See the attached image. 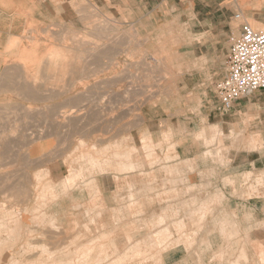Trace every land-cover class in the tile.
Here are the masks:
<instances>
[{
    "label": "rangeland",
    "instance_id": "rangeland-1",
    "mask_svg": "<svg viewBox=\"0 0 264 264\" xmlns=\"http://www.w3.org/2000/svg\"><path fill=\"white\" fill-rule=\"evenodd\" d=\"M193 1L202 12L199 21L195 18L200 33L178 34L177 11L162 21L144 17L135 24L92 9L82 33L34 24L5 50V68L16 63L20 78L35 77L36 89L69 93L79 87L84 98L78 105L77 95L79 114L60 116L64 123H52L55 130L46 128L50 121L41 114L31 121L20 112L19 136L49 141H18L15 176L10 157L2 159L0 264H264V170L243 174V198H253L258 208L243 211L241 226L226 215L225 195L218 189L220 170H235L231 156L258 148L259 135L249 136L244 120L229 125L225 136L211 118L206 138L196 134L200 141H187L194 159L172 165L177 142L160 118L161 109L156 111L181 89L179 113L186 121L199 114L201 95L206 114L214 109V84L226 70L238 24L264 29L245 14L261 3ZM235 13L242 20H232ZM183 39L195 47L189 53L195 60L183 59L178 49ZM148 106L160 116L157 127L167 128L156 136L143 125L141 108ZM76 116L82 131L74 127ZM102 123L110 127L92 129ZM160 169L176 171L177 182L158 178ZM127 172L130 178H122ZM97 174L109 175L114 209L100 200ZM223 184L235 183L226 179Z\"/></svg>",
    "mask_w": 264,
    "mask_h": 264
},
{
    "label": "crops",
    "instance_id": "crops-1",
    "mask_svg": "<svg viewBox=\"0 0 264 264\" xmlns=\"http://www.w3.org/2000/svg\"><path fill=\"white\" fill-rule=\"evenodd\" d=\"M258 1L261 3L260 7L245 10V14L255 23L264 25V0ZM170 3L178 4L173 6L170 5ZM191 3L193 5H191ZM92 9H94V11L99 10L109 13L110 16L118 20H121L122 16L131 18L135 24H140V19L144 17L154 18L155 21H157V19L162 21L163 17L168 16V12L177 11L179 12V19L175 26L178 30V34L180 33L181 35L185 32L188 35L200 33V30H195V18L198 20L202 12L196 10L193 0H0V166L4 157H10L8 162L11 165L12 176H15L16 174L14 173L17 171L18 141H49L47 140L48 138L38 140L31 137H20L18 133V125L20 122L22 123L19 116L20 112L25 118L31 121L39 118L38 115L44 112L41 114V118L45 121L49 109L52 113H55L58 112V110L55 109H59V107L60 109L62 106L66 107V109L68 108L66 103L68 98L72 95V92L71 94H66L64 93L65 89H60L61 92H59V90L53 92V89L41 91L34 88L35 86L30 84L29 80L28 83L25 82L27 80L24 79V75L20 80L17 69L18 65L16 63L11 61V63L7 64L9 67L5 68L6 64L4 63V57H6L7 54L5 50L23 30H28L29 26L34 24H41L44 26L57 25L62 31L72 28L76 33H82L87 29V23L93 18ZM201 18H203V16ZM233 18L234 16H232L231 19L233 20ZM239 25L240 24L237 26L238 29ZM181 42V47L178 49L181 51L182 55H186L183 59L186 58L187 62H189L190 59L195 60L194 54H192V57L189 56L191 49L194 53L195 47H190L188 42L185 43L184 39ZM184 46H186V48ZM10 56L13 57V52H10ZM11 59L13 60V58ZM27 77L30 78V76ZM20 81L26 84H20ZM68 81H70V79ZM110 81H114V78ZM67 86L69 87V85ZM192 90H195V88ZM52 93L55 94V96L57 95V97L53 98ZM74 94L78 95V105L83 104L84 95L81 88L77 87L74 90ZM184 97L185 91L181 89L176 95L166 98L167 100L157 105L156 111L161 109V117L156 116V114L152 115L153 109L150 106L141 108L144 115L143 125L152 135L156 136L159 132L167 129L166 127L163 129L157 127L159 125L156 121H159L160 118L166 120L170 125L172 141L177 142V158L171 161L172 165L194 159L195 154L191 153L192 147L189 149L187 141H200L196 139V134H201L202 137L206 138V120L210 122L211 118L214 119L212 125L222 130L225 136L227 132L230 131L228 130L229 125L236 124L239 126L244 120L247 121L246 129L248 135L251 137L252 135H259V141L262 143L261 145L258 144V148L240 149L235 152L229 161L234 162L236 169L229 171L223 169L220 170L218 175L220 179L218 186L219 193L224 194L226 199L222 202L223 210L227 216H234L237 224L241 226L243 225L244 218L243 211L245 209L251 210L258 208L257 206H253V203L256 202L253 198L244 200L242 181L245 172H254L258 169L264 170V92L257 90L251 96L235 101L232 107L226 111L219 109L217 101L214 98V109H210L211 111H208L207 114L206 96L203 97V95H201L199 114H195L187 121L185 120V114L179 113ZM35 100H37V103ZM46 110L48 112H46ZM95 111L96 109L90 110V112ZM76 114L79 113L77 112ZM77 117L78 116H76L74 120V127L82 131L84 127L81 121L79 123ZM48 124L49 123L46 122V128L55 130L52 125L49 124V126H47ZM102 124L96 128L92 127V129L103 131L105 128L110 127L109 125L105 127L104 123ZM113 126L111 125V128L114 131ZM76 132L79 133L78 130H76ZM96 134L98 135V133ZM98 139L99 138H91L92 141H98ZM185 147L187 148L186 150H184ZM173 162H175V164H173ZM51 171L52 175H54L53 173L55 170L52 169ZM154 172H157V170ZM156 175L158 178L166 179V181L170 182H177L179 178L176 171H172L171 174H168L166 170L164 171L163 169H160ZM188 175L189 174L185 175V177ZM95 176L97 189L101 195L100 200L104 202L106 209H114L115 207L111 202L112 199H110L114 196V191L110 189V181H106L109 175L97 174ZM121 177L124 179L130 178V172L123 173ZM226 179H230V181L235 184L232 186L224 185L223 181ZM163 182L165 181L160 182V184ZM213 190L215 189L212 188V190H209L210 195L215 193ZM233 192H236L235 196H233ZM162 208L164 209L166 207H160V209ZM250 215L253 217L252 214Z\"/></svg>",
    "mask_w": 264,
    "mask_h": 264
},
{
    "label": "built area",
    "instance_id": "built-area-1",
    "mask_svg": "<svg viewBox=\"0 0 264 264\" xmlns=\"http://www.w3.org/2000/svg\"><path fill=\"white\" fill-rule=\"evenodd\" d=\"M234 18L242 20L243 17L236 13ZM239 24L225 58L226 70L214 84V96L223 111L257 90L264 92V29L246 21Z\"/></svg>",
    "mask_w": 264,
    "mask_h": 264
},
{
    "label": "bare ground",
    "instance_id": "bare-ground-1",
    "mask_svg": "<svg viewBox=\"0 0 264 264\" xmlns=\"http://www.w3.org/2000/svg\"><path fill=\"white\" fill-rule=\"evenodd\" d=\"M241 1H244V0H241ZM245 2V1H244ZM247 2H249L250 3V1L248 0ZM256 2V1H255ZM235 4V3H234ZM240 4H241V2H240ZM243 4V3H242ZM242 13V12H241ZM263 27H264V25H263ZM37 45V44H36ZM36 45H32L34 48L35 47H38V46H36ZM31 46V47H32ZM28 47V46H27ZM77 47V46H76ZM26 48V46L24 47V49ZM30 48V47H29ZM28 48V49H29ZM92 48V47H91ZM96 50V49H95ZM97 52V51H96ZM104 55V54H103ZM105 55H106V52H105ZM75 69V68H74ZM19 75V74H18ZM22 75V74H21ZM21 78H22V76H21ZM21 78H20V80H21ZM27 76H24V79L25 80H27V81H25V80H23V81H25V82H29L30 84L32 83V85H34V82H35V77L34 76H30V78H28ZM29 80V81H28ZM24 82V83H25ZM23 86V85H22ZM35 88V87H34ZM44 89V88H43ZM63 89V88H62ZM74 90L75 89H72L69 93L71 94V92H72V95L68 98V100H67V103H66V105L68 106V110H66V107H64V106H62L61 107V109H60V107H59V105H58V107H59V109H55V110H58V112H55V113H52L51 111H50V109L47 111L46 110V112H48L47 113V115L48 116H46V118H45V120L46 119H48L49 121H50V125L52 124V123H56V124H58V125H61V124H63L64 123V121H63V119H60V116H62L63 118H66V117H71L73 114H76L77 113V111H79V109H78V107H75V105L76 104H74V102L76 101V98H77V95H75L74 94ZM44 91V90H43ZM62 91H64V90H62ZM53 92H55V90L53 91ZM59 92H61L60 90H59ZM39 93V92H38ZM64 93H66V94H69V93H67L66 92V90L64 91ZM63 93V94H64ZM51 94V93H50ZM35 95V94H34ZM52 95H53V98H55V97H57V95L55 96V94H53L52 93ZM35 96H37V95H35ZM40 96V95H39ZM38 96V97H39ZM52 97V96H51ZM59 97V96H58ZM60 98V97H59ZM36 101V103H37V100H35ZM40 102V101H39ZM63 103V102H62ZM76 103V102H75ZM52 104V103H51ZM53 105V104H52ZM54 106V105H53ZM77 106V105H76ZM47 108V107H46ZM56 108H57V106H56ZM53 109H54V107H53ZM43 110V109H42ZM39 112V111H38ZM51 112V113H50ZM44 113V112H43ZM43 113H40V114H43ZM55 116V117H54ZM107 150V149H106ZM14 223H15V221H14ZM16 224V223H15ZM2 225V224H1ZM3 226H4V223H3Z\"/></svg>",
    "mask_w": 264,
    "mask_h": 264
}]
</instances>
